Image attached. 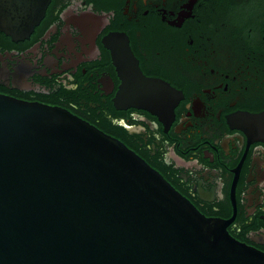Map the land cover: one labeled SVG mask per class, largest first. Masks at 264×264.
Wrapping results in <instances>:
<instances>
[{"label": "flooded vegetation", "instance_id": "flooded-vegetation-1", "mask_svg": "<svg viewBox=\"0 0 264 264\" xmlns=\"http://www.w3.org/2000/svg\"><path fill=\"white\" fill-rule=\"evenodd\" d=\"M126 40L142 74L170 86L154 107L131 98ZM0 95L118 139L264 253V0H51L28 37L0 32Z\"/></svg>", "mask_w": 264, "mask_h": 264}, {"label": "water", "instance_id": "water-1", "mask_svg": "<svg viewBox=\"0 0 264 264\" xmlns=\"http://www.w3.org/2000/svg\"><path fill=\"white\" fill-rule=\"evenodd\" d=\"M50 2L0 0V32L28 37ZM125 49L136 65L126 81L140 88L131 98L154 107L170 86L142 74L128 40ZM0 264H264V253L118 139L66 110L0 95Z\"/></svg>", "mask_w": 264, "mask_h": 264}]
</instances>
